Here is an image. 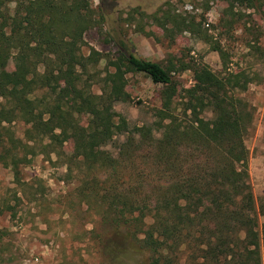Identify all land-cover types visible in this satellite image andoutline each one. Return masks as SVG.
<instances>
[{
    "label": "trees",
    "instance_id": "trees-1",
    "mask_svg": "<svg viewBox=\"0 0 264 264\" xmlns=\"http://www.w3.org/2000/svg\"><path fill=\"white\" fill-rule=\"evenodd\" d=\"M215 1L225 5L218 21L224 30L241 9L263 4ZM104 9V0L98 7L91 0H0V163L18 177L39 145L80 162L86 175L76 195L98 216L103 232L95 235L108 263L116 260L113 238L123 236L148 264H261L246 145L254 107L240 95L253 77L232 68L220 40L171 0L150 13L131 7L119 19L160 39L158 28L169 43L189 32L218 52L219 72L173 54L165 62L140 57L122 35L108 39L114 52L90 46L85 54L84 34L103 29ZM186 69L193 83L183 87L175 74ZM129 72L160 85L150 123L130 126L115 110L131 98Z\"/></svg>",
    "mask_w": 264,
    "mask_h": 264
},
{
    "label": "rangeland",
    "instance_id": "rangeland-1",
    "mask_svg": "<svg viewBox=\"0 0 264 264\" xmlns=\"http://www.w3.org/2000/svg\"><path fill=\"white\" fill-rule=\"evenodd\" d=\"M164 1L104 0L103 29L86 31L83 53L87 54L90 46L102 52H114L115 47L108 39L122 35L130 40L140 57L165 62L173 54L189 63L203 61L219 72L222 64L218 52L189 32L176 35L174 42L169 43L158 28L154 31L160 39L137 33L119 19L120 12L131 7L138 6L150 13ZM171 1L179 11L201 20L202 28L220 40L229 53L232 68H242L253 77L240 95L254 107V120L246 137L248 182L260 210L258 229L261 264H264V0L256 9H241L237 14L240 19L228 30L220 28L218 23L224 4L215 0ZM91 2L93 7H98L99 0ZM255 41L260 50L248 44ZM14 65L15 60H10L9 67ZM98 69L104 70V61ZM126 76V90L131 98L117 102L115 110L130 126L152 122L154 109L160 106V85L142 73L129 72ZM175 77L183 87L193 83L190 69L176 73ZM92 90L99 92V84H93ZM14 128L21 137L22 124L17 123ZM64 150L68 154L72 152L70 142L64 143ZM19 171L16 177L0 163V264H148L147 254L135 250L123 236L113 238L117 248L115 263H108L100 254L95 234L103 231L97 223L98 216L76 195L86 175L80 162H68L65 156L49 153L47 147L39 145L30 161L20 164ZM185 260L183 254L181 262Z\"/></svg>",
    "mask_w": 264,
    "mask_h": 264
}]
</instances>
